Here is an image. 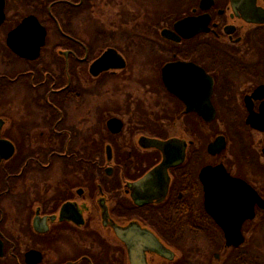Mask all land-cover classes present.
<instances>
[{"label": "flooded vegetation", "instance_id": "obj_1", "mask_svg": "<svg viewBox=\"0 0 264 264\" xmlns=\"http://www.w3.org/2000/svg\"><path fill=\"white\" fill-rule=\"evenodd\" d=\"M263 128L264 0H0V264H258Z\"/></svg>", "mask_w": 264, "mask_h": 264}, {"label": "water", "instance_id": "obj_2", "mask_svg": "<svg viewBox=\"0 0 264 264\" xmlns=\"http://www.w3.org/2000/svg\"><path fill=\"white\" fill-rule=\"evenodd\" d=\"M42 40H40L35 50L38 53V48L40 45H42ZM8 45L15 51L16 53L20 55H24L23 51H20V48L16 45H13L11 42V39L9 38ZM214 119V111L210 104V117L209 120L212 121ZM254 126V125H253ZM262 130V128H260ZM264 130V128H263ZM149 142L150 146H157V147H163V144H160V142L155 140H146ZM2 147V153L1 156L2 159H8L11 155L10 151V144L7 141H0V148ZM225 147L224 139L222 137H218L215 139L213 143L210 144V152L212 154H216L221 152ZM217 169L220 170V172L226 177L225 180L221 181V184L232 186V189L228 188H222L219 190V193L217 194V198L220 199L222 203H224V210H221L220 213H218L222 217H227L230 212L228 209L235 210V215L240 216V219L244 220L246 218L250 217V213L246 211L247 207L244 204L246 200H248V196L245 194L244 189L247 187L249 189V186L245 182L239 179L231 178V176L225 172L224 168L222 166L218 167ZM258 204L261 208L264 209V202L258 197ZM223 208V206H222ZM218 217V216H217ZM225 223V225H224ZM220 224H222L224 227L222 229L225 232V238H226V246H234L237 247L243 242V238L240 233L241 227L237 224V227H228L226 225V222L221 221ZM38 230V229H37ZM42 230V229H41ZM42 232V231H41ZM0 256H2V244L0 242ZM26 262L29 264H38L41 262V254L37 251H30L26 255Z\"/></svg>", "mask_w": 264, "mask_h": 264}, {"label": "rangeland", "instance_id": "obj_3", "mask_svg": "<svg viewBox=\"0 0 264 264\" xmlns=\"http://www.w3.org/2000/svg\"><path fill=\"white\" fill-rule=\"evenodd\" d=\"M216 126H217V124H216ZM232 143H234L233 139H232ZM233 146H234L233 154H232V152L230 154L232 155L233 159L238 160L239 159L238 148H237V146H235V143L233 144ZM234 155H235V157H234ZM258 244L262 248V250L260 251L259 255H257V261L259 263H263L264 264V241H263V236H259L258 237ZM246 247H249V243H247Z\"/></svg>", "mask_w": 264, "mask_h": 264}, {"label": "trees", "instance_id": "obj_4", "mask_svg": "<svg viewBox=\"0 0 264 264\" xmlns=\"http://www.w3.org/2000/svg\"><path fill=\"white\" fill-rule=\"evenodd\" d=\"M259 236H263V241H264V227H259V229H258V237ZM261 250H262V248L258 244V255H259ZM258 264H263V263H259L258 262Z\"/></svg>", "mask_w": 264, "mask_h": 264}]
</instances>
